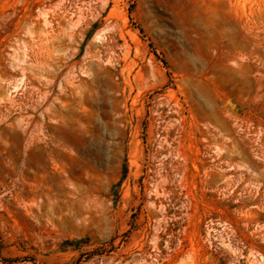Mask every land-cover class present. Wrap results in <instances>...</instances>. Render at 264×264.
<instances>
[{"label":"rangeland","instance_id":"1","mask_svg":"<svg viewBox=\"0 0 264 264\" xmlns=\"http://www.w3.org/2000/svg\"><path fill=\"white\" fill-rule=\"evenodd\" d=\"M0 264H264V0H0Z\"/></svg>","mask_w":264,"mask_h":264}]
</instances>
